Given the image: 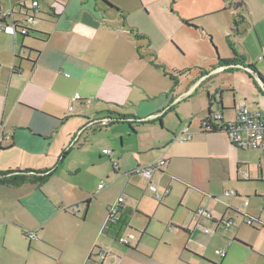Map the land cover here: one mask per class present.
<instances>
[{"label":"crops","instance_id":"obj_1","mask_svg":"<svg viewBox=\"0 0 264 264\" xmlns=\"http://www.w3.org/2000/svg\"><path fill=\"white\" fill-rule=\"evenodd\" d=\"M35 1L40 4V12L28 36H14L11 29L0 31V179L41 177L47 172L51 176L43 185L28 182L15 187L0 182V264H101L90 258L95 250L111 252L106 264H217L209 254L211 242L194 244V234L187 231L190 229L180 228L188 241L176 249L152 232L156 222L172 226V217L171 223L158 217L160 209H169L172 182L168 194L158 200L144 176L132 175L118 197H107L105 186L99 188L103 185L99 184L101 168L111 165L116 177L119 172L164 159L166 165L148 182L154 184L157 176L168 175L203 199L209 196L208 207L215 200L206 193L212 192V159L221 163L220 178L225 181L264 184V154L237 148L223 131L202 130V123L212 113L233 119L240 103L264 111V82L257 73L254 76L260 84H254L257 90L252 101L238 100L237 90L231 86L213 91L206 79L211 73L247 72L252 62L242 44L252 35L261 46L264 43V1H256L253 7L252 0H231L232 5L224 0H207L191 4L185 11L179 9L178 24L190 21L187 26L194 30L205 51L213 50V40L223 35L230 54L221 57L214 49L203 75L178 96H172L168 76L156 66L158 59L150 37L155 29L153 20L158 24L156 0H106L112 7L102 0H0V15L14 8V18L22 20L20 6ZM237 2H242L239 10L246 14L235 9ZM170 5V0H165L166 18ZM124 13L130 18L138 15L150 22L152 29L141 31L137 23L124 20ZM5 21L11 22V18ZM223 59L237 62L222 65ZM207 67L214 68L208 72ZM202 86L208 89L201 90ZM227 89L233 94L231 105L226 99ZM77 97L80 99L74 101ZM179 115V132L188 129L192 133L190 142L197 154L173 153L179 132L174 131L172 120ZM106 118L116 121L106 126L89 125ZM188 120L191 122L186 126ZM121 124L133 127L122 133L123 140L133 141L126 152L130 156L123 154V146L112 150V156L104 155L103 151L109 150L104 146L115 147L107 138L108 132ZM145 136L151 138L144 140ZM177 163L191 166L192 177L184 180L192 185L172 176L177 175ZM120 196L125 198L122 222L108 228L109 207ZM232 198L242 196L238 192ZM146 201L154 205L147 209ZM73 206H80L81 216L67 211ZM243 212L249 214L246 209ZM202 220L219 227L215 218H198L196 224L204 225ZM29 232L36 233L37 238H28ZM252 232L261 231L253 228ZM120 234L132 236L133 242L120 244ZM147 239L159 244L152 247ZM242 239L257 255L254 264H264V248ZM221 264L234 263L226 260Z\"/></svg>","mask_w":264,"mask_h":264},{"label":"rangeland","instance_id":"obj_2","mask_svg":"<svg viewBox=\"0 0 264 264\" xmlns=\"http://www.w3.org/2000/svg\"><path fill=\"white\" fill-rule=\"evenodd\" d=\"M206 1L207 0H170V9L167 6V10L169 13V17L167 18L165 12V0H156L155 2V18L158 19V24L153 20V22L155 23V29L152 31L150 37L152 39V45L156 50L155 55L158 59V64L161 68V71L168 76L167 80L170 85H172V96H178L188 90L192 82L198 80L199 77L203 75L202 69L204 68L205 64H208V62L212 59L214 49H218V53L221 57H223L222 55L230 54V49H228L225 45L226 41L223 35L217 36L215 41L213 40L212 48L215 47L213 48V50L205 51L204 45L199 43V41L195 38L193 33L194 30L187 26L185 21H182V25L178 24V20L180 18L179 9L185 11L191 4H203ZM256 1L262 2L264 0H252L251 3L253 7L255 6V4H257L255 3ZM196 12H198V9L195 10V13ZM239 12L241 13V15L247 13L243 10H239ZM225 16L228 15L226 14ZM129 19L132 23H137L139 26H141V31H144L145 28L152 29L150 28L152 24L146 20H142L138 15L130 18L127 13H124V20L129 22ZM205 20L209 21L208 19ZM207 24L208 23H206V25ZM242 46L247 52L248 59L252 62L251 65L254 67L253 70L257 72L258 77L261 78V80L264 82V43L261 46L258 39L254 37V35H252L246 42L242 44ZM213 68L214 67H207L206 70L210 72L213 70ZM232 72L234 74L224 72L209 74V76L206 78L208 79L207 85L212 86V88L210 89H212L213 91L221 88L225 89L231 86L232 89L235 88V90H237L236 92L239 96V98L237 97L238 100L244 99L247 101H252L253 94L255 93V90H257L254 84H260L258 77L249 72H246L245 70H234ZM243 74H246V76ZM170 75L174 77L172 81L170 80ZM251 79H253L254 83L251 81ZM176 80H178V83H176ZM206 89H208V87H201V90ZM225 95L227 102L229 101L231 105L233 101V94L231 90L227 89L225 91ZM188 113H191V110H189ZM178 117L179 119L174 116L172 120L173 123L176 124V127H174L173 129L177 132L180 131L178 126L182 124V117L180 115ZM190 122L191 120H188L184 122V124L188 126ZM117 126L118 127L110 130L107 135V138H111V141L115 145V147H104L106 149H109L110 151H117L123 146V154L125 153V156H130V154H126V152L127 149L131 145H133V141L127 138L123 140L122 133L124 132V130L131 131L132 129H130L129 124H121ZM119 126H125V128ZM149 138L151 137L145 136L144 140H147ZM174 141L176 144L173 149L174 154L190 155L198 153L196 152V150L194 151V149H192V142L182 143L177 140ZM95 155H97V150ZM156 155L158 154L156 153L155 156ZM220 164L221 163L219 161L212 159V166L210 169V174L212 175V178L210 179L212 192L206 191V193H208V195H210L211 197H214L215 200L212 203L210 202L209 207V202L206 203V200L210 199L209 196L206 195V198L208 197V199H203L202 195L197 193L195 190H193L192 188H188L182 183L179 184L174 182L173 179L168 175L157 176V180H155L157 181V183L154 180L153 182L157 187L161 188L162 190L164 189L163 193L157 188L162 198L165 192L168 191L167 189L172 182V195L170 199L172 201L168 202L169 204H167L169 209H160V213L158 214L159 219H164L163 221H165L166 223H171L170 220L172 217V226L169 224L170 226L167 225L166 227L156 222L152 225V232L159 235V237L165 238L169 243H172L173 249H176L179 246L185 245L188 241V236L180 228L184 229V231L190 229L187 231H190L194 234L193 241L196 242L194 244L205 245L207 244V242H211L209 246V254L211 255V258L215 263L221 264L226 260H229L233 261L234 264H254L257 261V255H254L253 250L245 246L247 242L242 238L254 241V243H256L257 245H261L264 248V230L258 229L261 232L257 234L252 232L253 228L248 227L244 224L243 217L237 211H245L246 209V211H248V213L252 217L257 219L262 218L261 221H264V184L257 186L253 183L245 182L239 184L236 181H225L220 178L222 172ZM136 168L137 167L133 169ZM131 170H128L127 172H130ZM101 171V174H103V178L101 181H99V184H103V186H105V195L107 197H116L120 193V189L126 186L127 172H119V176L115 177L112 172L111 165L105 168H101ZM191 171V166L185 167V165L177 163V165L175 166V173L177 175L172 176L176 177L186 184L192 185L190 182L184 180V178L189 179L192 177L191 175L193 173H191ZM106 175H108V180ZM145 180L147 181V187L150 190V182H148L147 178H145ZM227 190L238 191L242 198L237 199L232 197H225L224 194ZM148 195L152 197L151 194L148 193ZM246 200H248L250 203L249 207L247 208L244 207V203L246 202ZM153 205V203H150L148 201L145 202V207L147 206V209H149L150 206L152 207ZM200 208L209 209L216 222H219L222 219H232L235 224L229 231L219 229V227L216 229V226L212 222L204 220H202L205 223L204 225H197L196 221L198 220V218L195 217V212ZM206 229H208L210 233H206ZM204 236L206 237V239L208 238V240H206ZM120 237H125V234H120ZM132 242L133 241L131 240L130 243ZM147 242V244L151 245L152 247L159 244L157 240L147 239ZM190 246L193 247L194 245ZM220 250H223L228 254L227 259H222L216 254Z\"/></svg>","mask_w":264,"mask_h":264},{"label":"built area","instance_id":"obj_3","mask_svg":"<svg viewBox=\"0 0 264 264\" xmlns=\"http://www.w3.org/2000/svg\"><path fill=\"white\" fill-rule=\"evenodd\" d=\"M14 8L8 13H2L0 15V31H6L11 29L14 36L17 34L28 36L30 32V27L37 23V16L40 12V4L38 1L32 2L31 4H22L20 10L24 11V17L22 20H16L14 18ZM28 10L30 12H28ZM10 17L11 22H6L5 19ZM80 99L79 97L75 98L74 101ZM73 110V106H70L69 111ZM116 120L111 118L101 119L90 123V126L102 125L106 126L113 123ZM202 130L207 132L214 131H223L227 134L230 142L239 149L242 150H253L264 154V111L260 108H251L245 103H240L237 107L235 117L233 119H225L222 113H212L210 114L202 123ZM193 139L191 132L184 130L179 133L175 140L186 143L190 142ZM3 140L0 137V147H2ZM104 155L112 156L113 152L110 150H104ZM166 165V160L161 159L157 162H154L146 167H139L126 174V177L129 178L132 175L144 176L147 179H151L153 173L157 170L162 169ZM113 167L115 170L118 169V162L113 161ZM100 189L104 188L103 185L99 186ZM150 190L153 192L156 199L161 200L162 196L159 194L158 189L152 183L149 185ZM169 191L166 192L168 194ZM225 197H237L238 192L235 190L226 191ZM125 198L120 196L118 200L109 207L107 214V223L106 227L116 226L122 222V210ZM249 202L246 200L244 207L247 208ZM68 212L73 213L77 216H81L80 206H73L67 209ZM244 219V224L248 227L254 229H263L264 230V221L262 219H257L247 214L246 212H239ZM196 218H205L207 220H214L212 213L207 208H200L195 212ZM220 229L229 231L233 226L234 222L231 219H222L218 222ZM206 233H210L208 229L205 230ZM28 238L34 240L37 238L36 233L29 232L27 233ZM133 239L132 236L128 235L125 237H119L118 242L124 246L130 244V241ZM111 252L110 251H99L95 250L91 252L90 258H95L101 264H106ZM218 255L221 258H226L227 253L223 250L218 251Z\"/></svg>","mask_w":264,"mask_h":264},{"label":"trees","instance_id":"obj_4","mask_svg":"<svg viewBox=\"0 0 264 264\" xmlns=\"http://www.w3.org/2000/svg\"><path fill=\"white\" fill-rule=\"evenodd\" d=\"M102 1H104L106 4H108L109 6L112 7V5L109 2H107L106 0H102ZM225 1L229 2L230 3L229 5H232L231 2H230L231 0H225ZM242 5H243L242 2H237L235 4V9L239 10L240 8H242ZM185 23L187 25H190L191 22L190 21H185ZM236 62L237 61L235 59H223V60H220V64H222V65H231V64H234ZM156 66L159 69H161L159 65L156 64ZM248 67L253 69V67L251 65H249ZM170 79L172 80V79H174V77H172L170 75ZM176 83H178V80H176ZM130 127L133 130L132 125ZM214 132H219V131L216 130ZM32 173H34V172H32ZM50 176H51V172H47V173L43 174L41 177L28 176V177L25 178V177H21V176H13L10 179H6L5 178L6 176H5V177H2L0 179V182L4 183V184H8L10 186H15V187L20 186V185L25 184V183H28V182L39 184V185H43L44 183H46L49 180Z\"/></svg>","mask_w":264,"mask_h":264},{"label":"flooded vegetation","instance_id":"obj_5","mask_svg":"<svg viewBox=\"0 0 264 264\" xmlns=\"http://www.w3.org/2000/svg\"><path fill=\"white\" fill-rule=\"evenodd\" d=\"M244 68H246V67H244ZM246 70H247V72H249V73H251V74H253V75H256V71L255 70H253V69H251V68H246Z\"/></svg>","mask_w":264,"mask_h":264}]
</instances>
